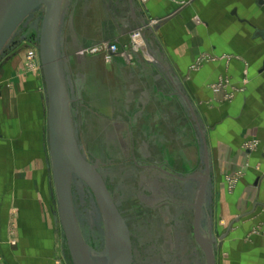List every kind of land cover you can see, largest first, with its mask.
I'll use <instances>...</instances> for the list:
<instances>
[{
    "label": "crops",
    "instance_id": "obj_1",
    "mask_svg": "<svg viewBox=\"0 0 264 264\" xmlns=\"http://www.w3.org/2000/svg\"><path fill=\"white\" fill-rule=\"evenodd\" d=\"M103 1L87 0L78 9L68 32L71 43L61 24L60 54L86 44H119L121 51L108 70L121 82L122 105L135 109L126 122L137 124L139 138H167L178 154L202 156L198 174L177 178L201 185L209 168L202 233L219 238L228 232L214 246L216 264H264V237L245 241L264 223V36L256 35L264 31V0ZM136 31L142 36L134 47ZM39 100L44 105L43 94ZM9 107L0 102V219L5 214L1 206L8 214L12 203L25 201L32 171H51L46 139L43 165L16 163L14 156L30 155L33 148L26 146L24 136L15 137L22 132L13 127ZM44 118L46 125L47 108ZM45 129L47 125L44 138ZM254 140L260 146L249 151L245 144ZM192 146L199 150L191 151ZM237 172L243 175L229 193L226 177ZM50 189L53 194L51 177ZM51 214L54 228L20 223L15 244L0 225L5 264H65L58 251L60 220L54 208ZM193 242L187 243L188 250L199 255L200 264H207L203 250Z\"/></svg>",
    "mask_w": 264,
    "mask_h": 264
},
{
    "label": "rangeland",
    "instance_id": "obj_2",
    "mask_svg": "<svg viewBox=\"0 0 264 264\" xmlns=\"http://www.w3.org/2000/svg\"><path fill=\"white\" fill-rule=\"evenodd\" d=\"M97 1L104 5V1ZM86 2L64 1L62 30L70 31L71 20ZM43 17L44 8L36 9L16 31L0 56V102L10 106V121L22 132L20 135L18 131L15 137L24 136L26 146L33 148L30 155L14 156L17 164L22 160L24 164L30 161L43 165L44 139L50 160L47 122L46 137H43V127L46 128L44 108L48 106L46 83L41 61L39 67L32 68L27 58L31 47L36 49L40 58ZM67 35L71 43L72 35ZM94 45L86 44L69 53L61 50V63L78 145L85 158L97 167L129 225L133 264H200L199 255L188 250L187 243H196L192 230L201 185L176 176L186 178L197 173L204 163L202 156L200 159L199 153L178 154L171 144L169 146L167 138L160 140L137 136V124L126 122L127 114L134 115L135 109L122 105L124 92L120 89L121 82L108 70L114 59L108 62L87 51ZM40 94L45 97L44 105L39 100ZM187 149L189 152V147ZM195 150L199 148L196 146ZM195 150L192 146L191 151ZM242 175L237 172L226 177L229 193L237 189ZM50 177L54 196L50 189ZM228 177L236 181L233 186ZM31 178V192L24 188L23 203H12L8 214V209L3 211L5 208L1 206L5 214L0 219V225L7 228L8 241L12 244L17 243L20 223L23 226H55L51 213L52 208L58 211L59 206L53 172L32 171ZM16 198L19 197L16 195ZM72 199L81 235L95 252L91 254L92 260L96 264H105L107 257L103 253L107 250V227L95 195L80 180L73 178ZM21 214L22 219L19 218ZM57 228L61 259L65 264H74L61 221ZM257 235L264 237L262 222L245 236V241L252 242Z\"/></svg>",
    "mask_w": 264,
    "mask_h": 264
},
{
    "label": "water",
    "instance_id": "obj_3",
    "mask_svg": "<svg viewBox=\"0 0 264 264\" xmlns=\"http://www.w3.org/2000/svg\"><path fill=\"white\" fill-rule=\"evenodd\" d=\"M64 1L0 0V56L27 18L43 7L39 50L47 90L50 167L59 206L55 214L60 218L73 263L96 264L91 258L95 252L85 243L74 212L72 180H80L95 195L104 215L108 239L107 250L103 253L107 257L105 264H133V241L129 225L97 167L85 158L77 142L59 51ZM260 3L263 1L260 0ZM256 35L264 36V31L258 30ZM209 177L207 168L195 203L194 237L206 256L207 264H216L214 246L228 232L219 238H207L202 233L201 215Z\"/></svg>",
    "mask_w": 264,
    "mask_h": 264
},
{
    "label": "built area",
    "instance_id": "obj_4",
    "mask_svg": "<svg viewBox=\"0 0 264 264\" xmlns=\"http://www.w3.org/2000/svg\"><path fill=\"white\" fill-rule=\"evenodd\" d=\"M141 32L136 31L132 35V46L136 47L138 46V40L141 38ZM94 55H99L106 61H112L119 53H120V46L116 42H102L95 44L92 46L89 50ZM28 63L33 68L40 66V58L39 55H37V51L35 48L31 47L28 50ZM259 146V141L254 140L252 142H248L245 144V148L249 151H252L253 149H256ZM228 181L230 182L231 186L236 182L234 179H230L228 177ZM0 264H5L3 255L0 250Z\"/></svg>",
    "mask_w": 264,
    "mask_h": 264
},
{
    "label": "bare ground",
    "instance_id": "obj_5",
    "mask_svg": "<svg viewBox=\"0 0 264 264\" xmlns=\"http://www.w3.org/2000/svg\"><path fill=\"white\" fill-rule=\"evenodd\" d=\"M55 212H57V211H55ZM57 217H58V215H57ZM58 221H59V217H58Z\"/></svg>",
    "mask_w": 264,
    "mask_h": 264
}]
</instances>
